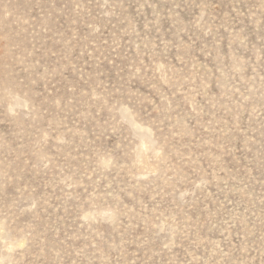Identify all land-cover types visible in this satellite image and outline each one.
Segmentation results:
<instances>
[{
    "label": "rangeland",
    "instance_id": "1",
    "mask_svg": "<svg viewBox=\"0 0 264 264\" xmlns=\"http://www.w3.org/2000/svg\"><path fill=\"white\" fill-rule=\"evenodd\" d=\"M0 264H264V0H0Z\"/></svg>",
    "mask_w": 264,
    "mask_h": 264
}]
</instances>
